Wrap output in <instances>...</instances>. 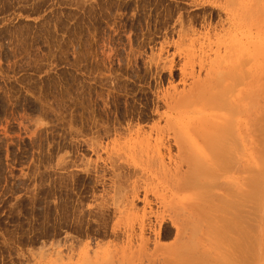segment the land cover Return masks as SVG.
I'll use <instances>...</instances> for the list:
<instances>
[{"label":"rangeland","instance_id":"1","mask_svg":"<svg viewBox=\"0 0 264 264\" xmlns=\"http://www.w3.org/2000/svg\"><path fill=\"white\" fill-rule=\"evenodd\" d=\"M231 10L251 34L254 264H264V0H0V264L139 243L133 218L160 209L119 151L124 131H147L139 111L151 117L157 97L191 86L193 63L227 46ZM170 231L156 240L145 229L149 252L172 245ZM71 248L76 259L61 260Z\"/></svg>","mask_w":264,"mask_h":264},{"label":"bare ground","instance_id":"2","mask_svg":"<svg viewBox=\"0 0 264 264\" xmlns=\"http://www.w3.org/2000/svg\"><path fill=\"white\" fill-rule=\"evenodd\" d=\"M227 2L234 5L236 0ZM227 28L230 42L213 60L192 64L199 74L195 76L191 69L193 81L187 90L173 89L157 97L151 117L139 111L141 119L152 121L148 130L137 126L124 131V147L119 151L126 149L133 168L145 174V194L152 195L160 209L156 214L149 212L152 221L145 212L133 218L129 232L132 237L134 224L138 225L139 243L132 246L130 241L118 253L96 245L90 254L88 246L83 247L77 259L73 248L69 256L58 252L61 260L76 259L66 264H254L256 248L262 243L258 245L252 221L257 193L251 34L242 31L233 10ZM203 70L207 73L200 79ZM261 126L264 138V115ZM164 186L170 192L176 190L172 193L188 192L169 199L164 189L159 190ZM167 221L170 227L164 225ZM170 228L174 243L155 244L149 252L145 229L161 240ZM260 256H264L262 250Z\"/></svg>","mask_w":264,"mask_h":264}]
</instances>
